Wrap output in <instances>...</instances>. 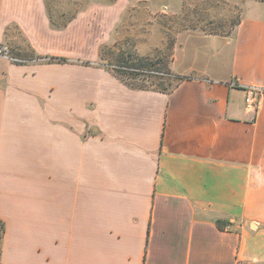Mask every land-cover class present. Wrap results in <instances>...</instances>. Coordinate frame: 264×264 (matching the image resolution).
Returning a JSON list of instances; mask_svg holds the SVG:
<instances>
[{"label":"crops","instance_id":"crops-1","mask_svg":"<svg viewBox=\"0 0 264 264\" xmlns=\"http://www.w3.org/2000/svg\"><path fill=\"white\" fill-rule=\"evenodd\" d=\"M78 1L0 0V264H264V0L179 32L167 91L98 61L131 1Z\"/></svg>","mask_w":264,"mask_h":264},{"label":"rangeland","instance_id":"rangeland-1","mask_svg":"<svg viewBox=\"0 0 264 264\" xmlns=\"http://www.w3.org/2000/svg\"><path fill=\"white\" fill-rule=\"evenodd\" d=\"M93 1L111 4L114 0H80L75 6L68 2L70 8L67 16L75 9L85 8ZM129 1H131L129 9L111 34L107 33L106 27L103 28L104 32L100 30V41H103L100 44L98 61L111 71L118 70L110 66L113 64L125 68L121 76L133 86L148 85L157 79L169 87L171 83L178 80V76L170 71L178 33L189 29H199L230 35L241 17L246 0ZM50 3L62 5L66 4V0H50ZM59 18L56 19L61 21L62 18ZM10 31L15 32L14 36L21 48L18 53L20 56L17 58L31 57L24 38L17 30ZM5 46L9 54L15 57L11 46L9 44ZM150 76L153 77L150 78ZM155 76H160V80Z\"/></svg>","mask_w":264,"mask_h":264},{"label":"built area","instance_id":"built-area-1","mask_svg":"<svg viewBox=\"0 0 264 264\" xmlns=\"http://www.w3.org/2000/svg\"><path fill=\"white\" fill-rule=\"evenodd\" d=\"M0 56L1 57H5L8 60L15 62V63H20V62H28L27 59H19L16 57H13L9 54V50L8 48L3 45L2 43H0ZM117 68H121L119 66H117ZM262 89L258 88V87H249L246 90V96H245V100H244V106H245V110L248 113H255L258 105H259V101H260V93H261Z\"/></svg>","mask_w":264,"mask_h":264},{"label":"trees","instance_id":"trees-1","mask_svg":"<svg viewBox=\"0 0 264 264\" xmlns=\"http://www.w3.org/2000/svg\"><path fill=\"white\" fill-rule=\"evenodd\" d=\"M55 59H59V57H50V58H48V60H55ZM113 66H114L113 68L116 67V69H118V70H115V73L120 74V75L123 73L124 70H126L125 68L124 69L123 68H117L118 65H114L113 64ZM151 77H153V76H150V78ZM157 77H158V80H160L159 79L160 76H155V78H157ZM184 77L185 76H178V80L176 82H174V83H171L169 87H166L162 81H157V79L153 80L148 85H141L140 87L154 88V89L167 91V90L172 89L177 84V82L179 80L183 79ZM218 225L222 228L221 222L218 221ZM4 232H5V224H4V221L0 218V250H1V242H2V238H3Z\"/></svg>","mask_w":264,"mask_h":264}]
</instances>
